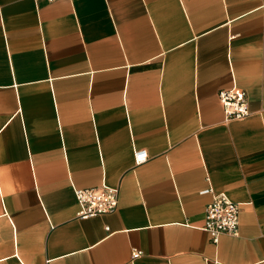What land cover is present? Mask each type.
Here are the masks:
<instances>
[{
  "label": "crops",
  "instance_id": "crops-1",
  "mask_svg": "<svg viewBox=\"0 0 264 264\" xmlns=\"http://www.w3.org/2000/svg\"><path fill=\"white\" fill-rule=\"evenodd\" d=\"M206 190L237 236L201 230ZM0 264H264V0H0Z\"/></svg>",
  "mask_w": 264,
  "mask_h": 264
},
{
  "label": "built area",
  "instance_id": "built-area-1",
  "mask_svg": "<svg viewBox=\"0 0 264 264\" xmlns=\"http://www.w3.org/2000/svg\"><path fill=\"white\" fill-rule=\"evenodd\" d=\"M52 1V0H47ZM217 99L220 103L224 119H241L248 114L246 96L243 89L232 85L229 88L217 91ZM147 158L145 150H136L133 154L135 165L143 163ZM210 201L205 206L203 213L204 231L213 244L217 243L220 235L237 236L238 207L232 203L223 193H212L210 190ZM73 196L77 204L75 218L85 220L98 215L111 213L117 205V191L105 186L89 189H75ZM140 252L132 250L131 260L140 256Z\"/></svg>",
  "mask_w": 264,
  "mask_h": 264
}]
</instances>
